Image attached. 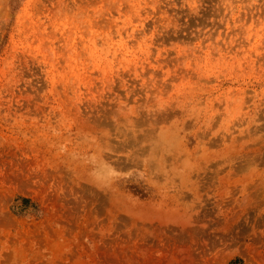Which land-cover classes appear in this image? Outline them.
<instances>
[{
  "label": "rangeland",
  "instance_id": "rangeland-1",
  "mask_svg": "<svg viewBox=\"0 0 264 264\" xmlns=\"http://www.w3.org/2000/svg\"><path fill=\"white\" fill-rule=\"evenodd\" d=\"M264 264V0H0V264Z\"/></svg>",
  "mask_w": 264,
  "mask_h": 264
},
{
  "label": "trees",
  "instance_id": "trees-1",
  "mask_svg": "<svg viewBox=\"0 0 264 264\" xmlns=\"http://www.w3.org/2000/svg\"><path fill=\"white\" fill-rule=\"evenodd\" d=\"M233 264H242V262L237 260V261H234Z\"/></svg>",
  "mask_w": 264,
  "mask_h": 264
}]
</instances>
